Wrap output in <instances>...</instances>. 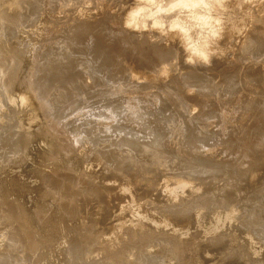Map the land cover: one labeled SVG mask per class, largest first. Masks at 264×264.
I'll list each match as a JSON object with an SVG mask.
<instances>
[{
	"label": "rangeland",
	"instance_id": "374dc122",
	"mask_svg": "<svg viewBox=\"0 0 264 264\" xmlns=\"http://www.w3.org/2000/svg\"><path fill=\"white\" fill-rule=\"evenodd\" d=\"M7 1L10 2L0 3V28L3 25L8 28L5 35V39H9L8 49L20 47L23 53L16 61L10 53L0 55L3 64L0 66H7L5 70L0 67L7 73L0 72V97L3 98H0V125L4 124L0 126V136L6 135L9 142L4 139L6 148L14 141V146L20 145L19 140L23 139H18L19 135L25 136L24 143L28 140L23 144L24 150L13 146L11 152L7 151L13 155L6 157L4 152L8 148L0 137L6 149L0 148V185L11 186L9 201L20 207L16 210L14 204L11 209L12 205H7L9 201L0 195V264H264V143L260 140V133L264 135V0H86V14L80 19L73 18V9L83 6L85 0H69V3L68 0H13L16 6ZM135 10L139 12L136 18L140 23L131 30L124 27L123 19L127 12ZM82 22L83 26H79ZM173 24L177 28H173ZM12 25L13 28L8 27ZM11 28L16 29V34ZM68 37L85 47L86 58H100L99 61L104 62L97 63L95 70L99 69V74L106 77V71H111L114 75H125L115 80L117 83L127 81L128 85L119 91L117 98L100 102L91 93V81L84 77L76 85L90 91L85 95V106L77 108L72 103L44 115L36 101L47 92L42 85L52 77L48 72L49 64H61L62 70L68 67L71 75L81 77L83 74L81 56L64 58L60 54ZM4 43L0 41V53ZM91 43H94V54ZM197 44L205 47L202 48L205 57L193 52ZM131 67L140 72L137 79L129 76ZM35 74L38 75L35 77ZM106 83L103 80L101 90L114 86ZM37 91L43 94L39 92V97ZM187 92L191 93V99L184 102L185 109L192 110L189 116L194 118V123L184 128L179 120L182 117L187 121L189 117L181 110V99ZM117 100L121 108L111 115V107L116 106ZM163 101L169 108H164L161 121L156 123L152 118L156 108L164 105ZM58 121L60 125L53 127ZM11 125H16V129ZM156 126L164 132L167 150L158 152L159 157L165 158L162 164L149 162L146 157L150 152L130 142L121 144L132 139L136 145L153 146L157 142L153 133ZM16 132H20L19 135ZM186 133L196 136L198 133L199 139L206 137L207 140L206 135L212 133L213 137L193 147L188 145L189 138L183 141V135L189 137ZM126 134L129 137H125ZM256 145L261 146L257 155ZM117 156L123 162L120 163ZM198 156L202 161H196L201 166L194 167L200 170L197 174L191 171L189 159H199ZM4 209L12 210L10 219L2 216ZM17 219L22 222L19 229ZM22 226L25 232L29 230L28 235L25 233L28 237L23 235L27 239L24 241L15 237ZM42 229L53 238V241L50 238V247H46L50 245L49 237L46 238ZM52 230H56L57 241ZM50 231L54 236H50ZM172 247L173 250L168 251ZM76 248L83 253L77 254Z\"/></svg>",
	"mask_w": 264,
	"mask_h": 264
},
{
	"label": "bare ground",
	"instance_id": "6f19581e",
	"mask_svg": "<svg viewBox=\"0 0 264 264\" xmlns=\"http://www.w3.org/2000/svg\"><path fill=\"white\" fill-rule=\"evenodd\" d=\"M4 1H6V0H4ZM3 0H0V3L2 4V2L3 3H5ZM12 1V4H13V0H10V2ZM26 1V0H25ZM67 1V0H66ZM82 1V0H81ZM185 2H186V0H184ZM188 1V0H187ZM194 1H197V0H194ZM246 1V0H245ZM8 2V1H7ZM10 2H8L9 4H10ZM17 2V1H16ZM78 2H79V0H78ZM188 2H190V1H188ZM32 3V2H31ZM62 3V2H61ZM68 3H69V0H68ZM182 3V2H181ZM194 3V2H193ZM197 3V2H196ZM88 3H87V1L85 0L84 2H83V6L82 5H78V6H76V7H74V17L73 18H76V19H80V18H82V17H84V15L86 14V5H87ZM98 4V3H97ZM99 4H100V2H99ZM13 5H15V3L13 4ZM18 5V4H17ZM19 5H20V3H19ZM32 5V4H31ZM72 5V4H71ZM101 5V4H100ZM181 5V4H180ZM16 6V5H15ZM38 6V5H37ZM61 6V5H60ZM189 6H191V5H189ZM21 7V6H20ZM19 7V8H20ZM33 7V6H32ZM66 7V6H65ZM7 8V7H6ZM61 8V7H60ZM68 8V7H67ZM142 8V7H141ZM10 9H11V7H10ZM30 9H31V7H30ZM63 9H61V11H62ZM138 10H139V8H138ZM138 10H135V11H131V12H127L126 13V17L123 19V24H124V27H126V28H128V29H133V27H134V29H136L135 27H137V25L140 23L139 21H137L138 19L136 18V15H137V12H138ZM72 11V10H71ZM148 11V10H147ZM146 11V12H147ZM139 13V12H138ZM17 14V13H16ZM60 14V13H59ZM125 15V14H124ZM147 15V14H146ZM149 15V14H148ZM15 16H17V15H15ZM64 16V15H63ZM68 16V15H67ZM73 16V15H72ZM143 16H144V14H143ZM24 17V16H23ZM147 17V16H146ZM19 18V17H18ZM145 18V17H144ZM225 18V17H224ZM228 18V17H227ZM59 19H61V18H59ZM71 19H72V17H71ZM5 21V20H4ZM20 21V20H19ZM64 21V20H63ZM74 21V20H73ZM76 21V20H75ZM80 21V20H79ZM144 21V20H143ZM217 22V21H216ZM158 23V22H157ZM71 24V23H70ZM153 24V23H152ZM217 24V23H216ZM83 26V22L82 23H79V26ZM158 25V24H157ZM19 26H20V24H19ZM8 27H12L13 28V25L12 26H8ZM62 27V26H61ZM91 27V26H90ZM138 27H139V25H138ZM137 27V28H138ZM174 27H176L177 28V26H176V24H173V28ZM11 28V29H12ZM16 28V27H15ZM78 28V27H77ZM164 28V27H163ZM66 29V28H65ZM13 30V33H15L16 31H14V30H16V29H12ZM8 31V28L7 27H4V25H3V27L2 28H0V41L1 40H4V45H3V48H1V53H0V55H5V54H7V53H10L11 54V56H12V58H13V60L14 61H16V60H18L20 57H21V55L20 54H22L23 52H20L21 50H19L18 48H20V47H18L17 49H14V50H12V49H8L9 48V44H8V42H9V39L7 38V39H5L6 37H5V35H6V32ZM10 33H11V31H9ZM66 32V31H65ZM10 33H9V35H10ZM67 33H68V31H67ZM84 33V32H83ZM120 33V32H119ZM12 34V33H11ZM16 34V33H15ZM8 35V36H9ZM14 35V34H13ZM13 35H11V37L13 36ZM120 35V34H119ZM264 35V34H263ZM262 35V36H263ZM76 36V35H75ZM81 36H82V34H81ZM84 36V35H83ZM4 37V38H3ZM264 37V36H263ZM75 38V37H74ZM77 39V38H76ZM129 41V40H128ZM55 42V41H54ZM89 43H90V41H89ZM97 43V42H96ZM128 43V42H127ZM199 43V42H198ZM256 43V42H255ZM259 43V42H258ZM247 44V43H246ZM254 44V43H253ZM81 45V44H80ZM79 44H77V43H75V41L71 38V37H68L66 40H65V42L62 44V48H61V56H63L64 58H67V57H69V58H73V56H78V58L81 56L82 58V63H81V69H82V72H83V74H82V76L80 77V75H78V74H76V75H71V74H69V73H71V71H69V69H68V67H66V68H64L63 70H62V68L61 67H64V66H62L61 64H56V65H53V66H51L49 63V67H48V72L50 73V75L52 76L49 80H46L47 82L45 83V84H43L42 86V89H44V87L47 89V92H46V94L44 95V96H42V98H39L37 101H36V103H37V105H38V108H40V110L42 111V113L45 115V114H47V113H49L51 110H53V109H55L56 107H60V106H68V105H71L72 103H75L76 105H77V108L79 107V108H81V107H83V106H85V103H86V98H85V95H87L88 94V92H90V91H88V90H86V88H78L77 87V85H76V82H78L79 80H80V82H81V80L85 77L86 79L88 78L91 82L89 83V85H90V89L92 90L91 91V93H94L95 94V97L100 101V102H108V101H110L111 100V98H113V97H116L117 98V96H119V91H121V90H123L128 84L126 83L127 81H123V82H119V83H117L118 81H116V80H119L118 78H119V76H120V74H118V75H116V73H115V75L114 74H112L113 72H111V71H106V73H108V76H106L105 77V75H102V74H99V69L97 70H95V68H97L96 66H97V63L98 62H102V64L104 63L103 61H99V59H91V58H86V56H85V47H83V46H80ZM201 45H203V44H197V45H195L193 48L195 49V51L193 50V52H195L196 54L198 53V54H200V55H202V56H204L205 57V50L203 51V49H205V47L203 48ZM22 46V45H21ZM24 46V45H23ZM84 46H86V45H84ZM87 46H89V45H87ZM93 47V54L95 53V47H94V43H91V45H90V47ZM50 47V46H49ZM159 47V46H158ZM251 47V46H250ZM14 48V47H13ZM48 48V47H47ZM55 48V47H54ZM203 48V49H202ZM87 50H88V48H86ZM24 50V49H23ZM54 50V49H53ZM52 50V51H53ZM247 50H249V49H247ZM91 51V50H90ZM57 52V51H56ZM262 52V51H261ZM263 53V52H262ZM59 54V55H60ZM87 55V54H86ZM103 55H104V53H103ZM111 55V54H110ZM192 55V54H191ZM6 56V55H5ZM65 56H67V57H65ZM91 56V55H90ZM116 56V55H115ZM199 56V55H198ZM244 56V55H243ZM263 56V59H264V55H262ZM0 57H2V56H0ZM76 57H74V59L76 58ZM119 57V56H118ZM258 57V56H257ZM259 57H260V55H259ZM10 58V56L8 57V59ZM252 58V57H251ZM7 58H5V60H6ZM62 59V58H61ZM255 59V58H254ZM2 60V59H1ZM10 60V59H9ZM73 60V59H72ZM76 60V59H75ZM80 60V59H79ZM248 60V59H247ZM258 60V59H257ZM262 60V59H261ZM7 61V63H8V60H6ZM52 61V60H51ZM80 61V62H81ZM109 61H111V60H109ZM250 61V60H249ZM262 61H264V60H262ZM1 62V61H0ZM3 62V61H2ZM11 62H13L12 60H11ZM10 62V63H11ZM78 62V61H77ZM112 62V61H111ZM116 62V61H115ZM121 62V61H120ZM129 62V61H128ZM6 63V62H5ZM174 63V62H173ZM253 63V62H252ZM259 63V62H258ZM21 64V63H20ZM53 64V63H52ZM64 64V63H63ZM100 64V63H99ZM101 64V65H102ZM109 64V63H108ZM118 64V63H117ZM209 64V63H208ZM256 64V63H255ZM0 65H3V64H1L0 63ZM5 65V64H4ZM8 66H10L9 64H7ZM16 65V64H15ZM43 65V64H42ZM74 65V64H73ZM76 65V64H75ZM46 66V65H45ZM153 66H154V64H153ZM164 66V65H163ZM246 66V65H245ZM0 67H3L4 68V66H0ZM13 67V66H12ZM99 67V66H98ZM105 67V66H104ZM166 66H164V68H165ZM212 67V66H211ZM257 67V66H256ZM3 68H1V69H3ZM5 68H7V66L5 67ZM5 68L3 69V70H5ZM15 68H17V67H15ZM40 68V67H39ZM75 68V67H74ZM107 68V67H106ZM108 68H109V66H108ZM21 69V68H20ZM44 69V68H43ZM103 69V67L101 66V68H100V70H102ZM167 69V68H166ZM12 70V69H11ZM73 70V69H72ZM110 70V69H109ZM126 70H127V68H126ZM2 70H0V72H1ZM41 71H42V69L40 70V72H38V73H40L41 74ZM254 71V70H253ZM3 72V71H2ZM8 72H10V71H8ZM103 72V71H102ZM166 72V71H165ZM6 72L4 71L3 72V75L5 74ZM44 73V72H43ZM104 73H105V70H104ZM140 73V72H139ZM138 73V70L135 68V67H131L130 69H128V74H129V76L132 78V79H137L136 77H137V74H139ZM250 73V72H249ZM7 74V73H6ZM39 74V75H40ZM73 74H74V72H73ZM147 74V73H146ZM157 74V73H156ZM164 74V73H163ZM36 75H38V74H35V77H36ZM140 75V74H139ZM20 76V75H19ZM44 76V75H43ZM122 76H125V75H122ZM122 76H120V77H122ZM147 76H149V75H147ZM255 76V75H254ZM254 76H253V80H255L256 79V77L254 78ZM1 77V76H0ZM4 77H6V76H4ZM39 77V76H38ZM116 77H118V78H116ZM127 77V76H126ZM141 77H142V75H141ZM235 77V76H234ZM249 77V76H248ZM260 78H261V75L259 76ZM8 78V77H7ZM6 78V79H7ZM9 78H10V76H9ZM8 78V79H9ZM13 78V77H12ZM11 78V81H10V83H12V80H14V79H12ZM31 78H33V77H31ZM115 78H116V80H115ZM258 78V77H257ZM6 79H5V82H6ZM122 79V78H121ZM120 79V80H121ZM124 79V78H123ZM129 79V78H128ZM143 79V78H142ZM233 79V78H232ZM232 79H230L229 78V80H232ZM248 79V78H247ZM4 80V79H3ZM19 80H20V78H18V80H17V82H19ZM103 80L105 81V82H107V83H110L111 85L113 84L114 86H110V88H108V89H104V90H101L100 89V87H102L103 86ZM235 81H236V79H234ZM252 80V81H253ZM1 81V80H0ZM9 80H7V82H8ZM33 81V80H32ZM84 81V80H83ZM113 81H116V83L115 82H113ZM133 80H131V82H132ZM238 81V80H237ZM5 82L3 83L2 82V84L4 85L5 84ZM41 82V81H40ZM222 82V81H221ZM229 82V81H228ZM227 82V83H228ZM231 83L230 84H232V81H230ZM88 83V82H87ZM106 83V84H107ZM115 83V84H114ZM238 83H240L239 81H238ZM242 83V82H241ZM245 83V82H244ZM253 83V82H252ZM7 84V83H6ZM19 84H20V82H19ZM32 84V83H31ZM126 84V85H125ZM233 84H234V82H233ZM232 84V85H233ZM237 84V83H236ZM258 84V83H257ZM260 84V83H259ZM258 84V85H259ZM34 85V84H33ZM41 85V84H40ZM101 85V86H100ZM11 86V85H10ZM35 86V85H34ZM37 86H39V85H37ZM74 86V87H73ZM106 86V85H105ZM108 86V85H107ZM239 86V85H238ZM0 87H1V85H0ZM41 86H39L38 88H40ZM228 87V86H227ZM230 87H232L231 85H230ZM229 87V88H230ZM237 87V86H236ZM236 87H234V89L236 88ZM2 88V87H1ZM33 88V87H32ZM32 88H31V90H32ZM218 88V87H217ZM221 88V87H220ZM34 89V88H33ZM41 89V88H40ZM39 89V90H40ZM120 89V90H119ZM126 89V88H125ZM127 89H128V87H127ZM2 90V89H1ZM0 90V91H1ZM171 90V89H170ZM4 91V90H3ZM44 91V93H45V90H43ZM42 91V92H43ZM235 91V90H234ZM38 92V93H37ZM36 93H37V95H39L40 93V95H42L43 93L42 92H40V91H37ZM40 92V93H39ZM83 92V93H82ZM125 92V91H124ZM123 92V93H124ZM231 92V91H230ZM251 92V91H250ZM7 93H9V92H7ZM253 93V92H252ZM3 93H1V95H2ZM40 95H39V97H40ZM123 95V94H122ZM185 97H183L182 99H181V110L185 113L186 112V115L188 114V116H189V114H191L190 113V111H192L191 109H190V111H187V109L188 108H186L185 109V103L184 102H188L190 99H191V93H185ZM4 96V95H3ZM7 96V95H6ZM36 96V95H35ZM247 96V95H246ZM29 97V96H28ZM37 97V96H36ZM68 97H70V99H68ZM163 97V96H162ZM252 97V96H251ZM1 99H3L2 98V96L0 97ZM5 98V97H4ZM11 98V97H10ZM93 99V98H92ZM118 99H119V97H118ZM244 99V98H243ZM255 99V98H254ZM262 99V98H261ZM3 101H5V100H3ZM2 101V102H3ZM127 101V100H126ZM251 101H252V99H251ZM260 101H262V100H260ZM114 102H116V101H114ZM119 102H120V100H117V104H116V106L115 107H111V110H110V114L111 115H114L115 113H117V110L119 109V108H121L120 107V105H119ZM165 101H163V103H164ZM232 102V101H231ZM249 102H250V100H249ZM5 103V102H4ZM124 103V102H123ZM128 103V102H127ZM166 103V102H165ZM164 103V105H162V107H161V109L160 108H156V109H158V110H155V113H154V117L152 118V119H154L155 121L154 122H156V123H159L160 121H161V116H162V114L164 113V108L167 106L168 108H169V105L168 104H165ZM178 103V102H177ZM1 104V103H0ZM172 104H174V103H172ZM246 104V103H245ZM256 104V103H255ZM7 105V104H6ZM125 104H123V106H124ZM250 105H251V103H250ZM139 106V105H138ZM260 106V105H259ZM129 107V106H128ZM137 107V106H136ZM73 108V107H72ZM109 108V107H108ZM138 108V107H137ZM247 108V107H246ZM245 108V109H246ZM255 108V107H254ZM57 109V108H56ZM133 109H135V108H133ZM160 109V110H159ZM256 109V108H255ZM261 109V108H260ZM105 110V109H104ZM126 110V109H125ZM233 110V109H232ZM244 110V109H243ZM247 110V109H246ZM259 110V109H258ZM139 111H140V109H139ZM143 111H145L144 109H143ZM254 111V110H253ZM53 113V112H52ZM114 113V114H113ZM134 113V112H133ZM152 113V112H151ZM12 114V113H11ZM174 114V113H173ZM181 115H184L183 113H180ZM111 115H109L110 117H111ZM51 116V115H50ZM164 116V115H163ZM37 117V116H36ZM7 119V118H6ZM8 119H11V118H8ZM13 119H15V118H13ZM164 119V118H163ZM209 119V118H208ZM179 120V119H178ZM182 120V122H180ZM8 121V120H7ZM10 122H13L12 120H10ZM17 122H18V120H17ZM165 122V121H164ZM178 122V121H177ZM4 123V122H3ZM6 123V122H5ZM9 123V122H8ZM16 123V121L15 122H13L12 124H15ZM56 123V122H55ZM179 123H180V125L181 126H183L184 128H187V127H189V125H192V123H194V118L193 117H188V120L187 121H184V119L182 118V117H180V120H179ZM48 124V123H47ZM66 124V123H65ZM198 124V123H197ZM4 125V124H3ZM3 125H0V126H3ZM8 125V124H7ZM57 125L59 126L60 125V122L58 121L56 124H54V126L53 127H57ZM152 125V124H151ZM154 125V124H153ZM159 125V124H158ZM10 126V125H9ZM13 125H11V127H12ZM64 126V125H63ZM172 126V125H171ZM10 127V128H11ZM14 127V126H13ZM62 127V126H61ZM179 127V126H178ZM197 127V126H196ZM198 127H200L199 125H198ZM4 128V127H3ZM15 129H16V125H15V127H14ZM18 128V127H17ZM49 128V127H48ZM74 128V127H73ZM160 128V127H159ZM159 128L156 126L155 127V129L153 130V129H151V130H153L154 132L153 133H155V136L157 137H155L156 139H157V142L153 145V146H149V147H144V146H141V145H136L137 143H135L132 139H130V140H128V141H126V142H122L121 144H126L127 142H130V144H132V145H135V146H138V147H140V148H142L141 150L143 151H145V152H150V156L149 157H146V159H149V162H151V163H153V164H162L163 162H164V160H165V158H161V157H159L158 155V152L159 151H164V153H165V150H166V146H165V138H163V133L164 132H160V130H159ZM164 128V127H163ZM177 128V127H176ZM6 130H7V128H5ZM4 129V130H5ZM14 129V130H15ZM178 129V128H177ZM180 129V128H179ZM190 129H192V127H190ZM11 130H13V129H11ZM11 130H8V132L7 133H10V131ZM13 130V131H14ZM186 130V129H185ZM201 130H202V128H201ZM195 131V130H194ZM5 132V133H6ZM62 132V131H61ZM191 132V131H190ZM197 132V131H196ZM199 132V131H198ZM201 132V131H200ZM203 132V131H202ZM3 133V132H2ZM12 133V132H11ZM17 133V132H16ZM15 133V134H16ZM20 133V132H19ZM19 133H17V135H19ZM124 133V132H123ZM149 133V132H148ZM204 133V132H203ZM203 133H200V134H202L203 135ZM208 133V132H207ZM211 133V132H210ZM22 134H24L23 132H22ZM61 134V133H60ZM213 134V133H212ZM212 134H208V135H210V137L208 136V135H206L208 138H207V140L208 139H211V135ZM215 134V133H214ZM261 134V136H260V140L264 143V135H262L263 134V132H261L260 133ZM259 134V135H260ZM13 135H14V132H13ZM95 135V134H94ZM133 135V134H132ZM152 135V134H151ZM166 135V134H165ZM169 135V134H168ZM186 135H188L189 137H185V135H183L184 136V140L183 141H185V139L186 138H189L188 139V141H189V143H188V145H196L197 143L199 144L201 141L202 142H204V143H206L207 142V140H206V137L204 138L203 137V139H199L197 136H198V133H197V136H196V134L194 135V134H189V133H186ZM205 135V134H204ZM5 136L6 135H4V133H3V137H1L2 139H3V142H4V144H5V148H6V143L8 144L9 142H8V140H6L5 139ZM7 136H11V134H8ZM89 136V135H88ZM124 136V135H123ZM152 136H154V134L152 135ZM180 136V135H179ZM215 137H216V134L214 135ZM16 137V139H17V136H15ZM14 137V138H15ZM21 136L19 135V138L18 139H23V140H19V141H21V143H20V145H17V144H19V143H16V145L18 146V150H19V147H22V149H23V147L25 148V146L23 145V144H26L27 142V140H25V143L23 142L24 141V139H26V138H20ZM125 137H129V134H126L125 135ZM138 137V136H137ZM147 137V136H146ZM199 137H201V136H199ZM212 137H213V135H212ZM219 137V136H218ZM0 138V139H1ZM8 138V137H7ZM29 138V137H28ZM88 138V137H87ZM202 138V137H201ZM217 138V137H216ZM215 138V139H216ZM220 138V137H219ZM224 138V137H223ZM1 139V140H2ZM4 139H5V141H7L6 143H5V141H4ZM10 139V138H9ZM12 140H13V136H12V138H11ZM91 139V138H90ZM152 139H153V137H152ZM164 139V140H163ZM15 140V139H14ZM187 140V139H186ZM214 140V139H213ZM220 140H222L221 138H220ZM259 140V141H260ZM10 141V140H9ZM18 141V140H17ZM114 141V140H113ZM123 141V140H122ZM125 141V140H124ZM3 142H1L0 144H1V147L0 148H3V150L5 151L7 148V150L4 152V154L5 153H7V151L9 150L10 152H11V147H13L14 146V143L16 142V141H14V143H13V141H11L12 143H13V145H11L10 147H7L6 149L4 148V144H3ZM151 142V141H150ZM178 142V141H177ZM176 142V143H177ZM210 142H212V141H210ZM113 143V142H112ZM141 143V142H140ZM148 143V142H147ZM152 143H153V141H152ZM168 143V142H167ZM180 143V142H179ZM261 143V142H260ZM263 143H261V144H263ZM3 144V145H2ZM11 144V143H10ZM93 144V143H92ZM116 144V143H115ZM127 144H129V143H127ZM126 144V145H127ZM145 144V143H144ZM150 144V143H149ZM148 144V145H149ZM171 144V143H170ZM175 144V143H174ZM201 144V143H200ZM257 144V143H256ZM15 145V146H16ZM22 145V146H21ZM72 145V144H71ZM118 145V144H117ZM120 145V144H119ZM143 145V144H142ZM180 145H182V144H180ZM187 145V146H188ZM257 145H259V142H258V144ZM256 145V146H257ZM3 146V147H2ZM15 146H14V148H15ZM17 146H16V148H17ZM110 146H111V144H110ZM122 146V145H121ZM129 146L130 145H128V148L127 149H130L129 148ZM187 146H186V148H187ZM204 146V145H203ZM205 146H207V145H205ZM204 146V147H205ZM209 146H210V144H209ZM249 146V145H248ZM263 146V145H262ZM118 147V146H117ZM131 147V146H130ZM169 147V146H168ZM181 147V146H180ZM194 147V146H193ZM198 147V146H197ZM202 147V146H201ZM208 147V146H207ZM253 147V146H252ZM251 147V148H252ZM258 147H261V146H257V148L255 147V149H256V151H255V149H254V151L256 152V155H257V149H258ZM105 148V147H104ZM119 148V147H118ZM184 148H185V145H184ZM250 148V147H249ZM254 148V147H253ZM253 148H252V150H253ZM13 149V148H12ZM22 149L20 150V151H22ZM61 149V148H60ZM106 149V148H105ZM109 149V148H108ZM165 149V150H164ZM189 149V148H188ZM192 150H194L193 148H191ZM199 149V148H198ZM260 149V148H259ZM259 149H258V151H259ZM16 150V149H15ZM24 150V149H23ZM110 150V149H109ZM120 150V149H119ZM133 150V149H132ZM185 150V149H184ZM197 150V149H196ZM204 150V149H203ZM14 151V150H13ZM12 151V152H13ZM107 151V150H106ZM115 151V150H114ZM120 151H122V150H120ZM135 151V150H134ZM137 151V150H136ZM163 151H162V153H163ZM167 151V150H166ZM175 151V150H174ZM180 151V150H179ZM183 151V150H182ZM182 151H181V153H182ZM191 151V150H190ZM198 151V150H197ZM253 151V152H254ZM1 152V151H0ZM16 152H17V150H16ZM19 152V151H18ZM70 152V151H69ZM109 152H111V151H109ZM127 152V151H126ZM129 152V151H128ZM139 152V151H138ZM178 152V151H177ZM250 152H251V150H250ZM253 152H251V153H253ZM254 152V153H255ZM131 153H133L132 151H131ZM173 153H175V152H173ZM185 153V152H184ZM196 153H198V152H196ZM201 153V152H200ZM249 153V152H248ZM250 153V154H251ZM1 154H3V153H1ZM3 154V155H4ZM14 154H16V153H14ZM20 154H22L21 152H20ZM65 154V153H64ZM68 154V153H67ZM104 154V153H103ZM116 154V153H115ZM188 154H191L190 152L188 153ZM187 154V155H188ZM11 155H13V153H11ZM10 154H8L7 153V155H6V157H8V156H11ZM19 154L17 153V156H18ZM118 155V154H117ZM135 155V154H134ZM169 155V154H168ZM200 155V154H199ZM20 156V155H19ZM122 156V154H120V157ZM141 156H142V154H141ZM146 156V155H145ZM162 156H167V154L166 155H162ZM174 156H175V154H173V158H174ZM183 156V155H182ZM192 156V155H191ZM190 156V157H191ZM195 156V157H194ZM194 158H196V155H195V152H194ZM6 157H4V158H6ZM15 157H16V155H15ZM118 158H119V156H117ZM116 157V158H117ZM127 157V156H126ZM125 157V158H126ZM135 157H137V156H135ZM159 157V158H158ZM179 157H180V155H179ZM199 157V159L197 158V159H195V160H193L192 158L191 159H189V161H190V165H191V167H196V168H198V166H200V165H197V164H200V163H197V162H199V161H202V158L200 157V156H198ZM1 158V157H0ZM110 158H112V157H110ZM140 159L141 157H137V159ZM144 158V156H142V158L141 159H143ZM186 158V157H185ZM184 158V159H185ZM3 159V158H2ZM107 159V158H106ZM113 159H114V157H113ZM131 159V158H130ZM140 159V160H141ZM180 159H181V157H180ZM201 159V160H200ZM206 159V158H205ZM7 160V159H6ZM111 160V159H110ZM116 160V159H115ZM119 160H120V163L121 162H123L122 160L123 159H121V158H119ZM136 160V159H135ZM171 160H173L172 158H171ZM170 160V161H171ZM178 160V159H177ZM176 160V161H177ZM183 160V159H182ZM209 160V159H208ZM11 161H13V160H11ZM10 161V162H11ZM126 161H128V160H125L124 162H126ZM141 161H143V160H141ZM197 161V162H196ZM263 161V160H262ZM129 163H131V161H128ZM138 162V161H137ZM140 162V161H139ZM144 162H146V161H144ZM148 162V163H149ZM178 162V161H177ZM249 162V161H248ZM166 163V162H165ZM175 164H176V162H174ZM197 163V164H196ZM204 163V162H203ZM12 164V163H11ZM178 164V163H177ZM206 164V163H205ZM263 164H264V162H263ZM117 165V164H116ZM127 165V164H126ZM164 165V164H163ZM171 165V164H170ZM181 165V164H180ZM183 165V164H182ZM112 166V165H111ZM121 166V165H120ZM172 166V165H171ZM179 166V165H178ZM177 166V167H178ZM207 166V165H206ZM262 166V165H261ZM131 167V166H130ZM145 167V166H144ZM169 168H170V166H168ZM177 167H175L176 169H177ZM190 167V168H191ZM201 167V166H200ZM117 168H119V166L117 167ZM124 168V167H123ZM126 168V167H125ZM128 168H129V166H128ZM186 168V167H185ZM192 168V169H193ZM182 169V168H181ZM184 169V168H183ZM182 169V170H183ZM188 169V168H187ZM191 169V171H195V173H197V171H199V173H200V170H197L196 171V169L195 170H192ZM199 169H201V168H199ZM256 169V168H255ZM174 170V169H173ZM204 170V171H203ZM118 171H119V169H118ZM180 171V170H179ZM202 171L203 172H205L206 170L205 169H203V167H202ZM201 171V172H202ZM218 171V170H217ZM253 171V170H252ZM177 172H178V170H177ZM214 172V171H213ZM212 172V173H213ZM256 172V171H255ZM147 173V172H146ZM183 173H185V172H183ZM211 173V172H210ZM248 173V172H247ZM181 174V173H180ZM198 174V173H197ZM218 174V173H217ZM253 174V173H252ZM181 175H183V174H181ZM191 175V174H190ZM251 175V174H250ZM50 176V175H49ZM179 176V175H178ZM184 177H185V175H184ZM72 178V177H71ZM127 178V177H126ZM176 178V177H175ZM175 178H174V180H175ZM230 178V177H229ZM228 178V179H229ZM134 179V178H133ZM177 179V178H176ZM180 179V178H179ZM185 179V178H184ZM184 179H183V181H184ZM232 179V178H231ZM58 180V179H57ZM68 180V179H67ZM130 180H132V179H130ZM152 180V179H151ZM178 180V179H177ZM1 181V180H0ZM65 182H66V179L64 180ZM63 181V182H64ZM70 181V180H69ZM140 181V180H139ZM180 181V180H179ZM191 180H189V182H190ZM64 182V183H65ZM129 182V181H128ZM151 182V181H150ZM186 182H187V180H186ZM1 183V182H0ZM68 183V182H67ZM76 184V183H75ZM180 184V183H179ZM183 184H185V183H183ZM188 184V183H187ZM125 185H126V183H125ZM127 185H128V183H127ZM130 185H133V183H131ZM129 185V186H130ZM134 185H135V182H134ZM133 185V186H134ZM157 185V184H156ZM174 185V184H173ZM189 185V184H188ZM136 186V185H135ZM152 186H153V183H152ZM180 186V185H179ZM185 185H183V187H184ZM127 187V186H126ZM151 187V186H150ZM157 187V186H156ZM169 187V186H168ZM175 187V186H174ZM187 187V186H186ZM190 187V186H189ZM188 187V188H189ZM88 188H90V187H88ZM124 188V187H123ZM133 188V187H132ZM148 188V187H147ZM151 188H149V190H150ZM154 189V188H153ZM12 189H11V186H8V187H6L3 183L0 185V195H1V197H2V199L3 200H10V197H11V193H10V191H11ZM152 190V189H151ZM155 190V189H154ZM173 190V189H172ZM176 190V189H175ZM190 190V189H189ZM64 191H65V189H64ZM181 191V190H180ZM149 192V191H148ZM93 194H97V193H93ZM69 196V195H68ZM98 196V195H97ZM105 196V195H104ZM96 197V196H95ZM105 198V197H104ZM105 200V199H104ZM211 201V200H210ZM217 201V200H216ZM12 202V201H11ZM11 202L9 201V203L7 204V205H9V204H11ZM15 202V201H14ZM190 203V202H189ZM201 203V202H200ZM216 203V202H215ZM14 204L15 203H12L11 205V209H12V207L14 206ZM206 205H207V202L205 203ZM228 204V203H227ZM6 205V206H7ZM46 205V204H45ZM10 206V205H9ZM196 206H197V204H196ZM202 206V205H201ZM200 205H199V207H201ZM222 207H223V205H221ZM221 206H219V207H221ZM16 207H18V205L17 204H15V206L13 207V208H16ZM68 207H69V205H68ZM180 207V206H179ZM186 209H187V207H186V205L184 206ZM199 207H198V209H199ZM225 207V206H224ZM8 208V207H7ZM10 208V207H9ZM8 208V209H9ZM20 207H18V209H19ZM192 208V207H191ZM8 209H4L5 211H3L4 213H3V217H5L4 219H7V218H9L10 219V216H11V212H12V210L10 209V210H8ZM38 209V208H37ZM39 209H41V207L39 208ZM72 209V208H71ZM177 209V208H176ZM189 209V208H188ZM197 209V210H198ZM16 210H17V208H16ZM15 210V211H16ZM47 210V209H46ZM70 210V209H69ZM179 210V209H178ZM181 210H182V208H181ZM185 210V209H184ZM194 210H195V208H194ZM19 211L20 210H18V214H19ZM60 211H61V209H60ZM186 211V210H185ZM14 212V211H13ZM43 212V211H42ZM62 212V211H61ZM66 212V211H65ZM70 212H71V210H70ZM183 212V211H182ZM188 212V211H187ZM142 213V212H141ZM17 214V215H18ZM21 214V213H20ZM5 215V216H4ZM60 215V214H59ZM137 215V214H136ZM139 215V214H138ZM226 215H228V214H226ZM20 216V215H19ZM26 216H27V214H26ZM35 216V215H34ZM56 216H58V215H56ZM55 216V217H56ZM32 217V216H31ZM30 217V218H31ZM61 217V216H60ZM140 217V216H139ZM218 217H220V216H218ZM20 218H23V217H21L20 216ZM34 218V217H33ZM32 218V219H33ZM58 218V217H57ZM127 218V217H126ZM222 218V217H221ZM223 218H225V217H223ZM15 219V218H14ZM50 219V221H52L51 220V218H49ZM48 219V220H49ZM54 219H56V218H54ZM60 219V218H59ZM58 219V220H59ZM212 219H214V218H212ZM21 220V219H20ZM28 220V219H27ZM38 220V219H37ZM224 220V219H223ZM16 221H18V219L16 220ZM30 221H31V219H30ZM53 221H55V220H53ZM136 221V220H135ZM143 221H145V220H143ZM162 221V220H161ZM213 221V220H212ZM217 221V220H216ZM222 221V220H221ZM14 222V221H13ZM19 222V224L18 223H16L17 224V229H19L20 228V225H21V223L22 222H20V221H18ZM24 222H25V220H24ZM56 222V221H55ZM140 222V221H139ZM224 222V221H223ZM26 223V222H25ZM33 223V222H32ZM214 223V222H213ZM222 223V222H221ZM11 224V223H10ZM14 224V223H13ZM44 224H45V222H44ZM47 224V223H46ZM56 224H58L57 222H56ZM56 224L54 225V226H56ZM131 224H133V223H131ZM140 224V223H139ZM138 224V225H139ZM157 224V223H156ZM160 225H161V223H159ZM209 224V223H208ZM216 224V223H215ZM214 224V225H215ZM220 224V223H219ZM18 225H19V228H18ZM24 225V224H23ZM28 225H29V223H28ZM59 225V224H58ZM217 225V224H216ZM47 226V225H46ZM118 226V225H117ZM116 226V227H117ZM122 226H124V225H122ZM121 226V227H122ZM136 226H137V224H136ZM218 227H219V225H217ZM257 226V225H256ZM24 227H25V225H24ZM60 227V226H59ZM115 227V228H116ZM125 227V226H124ZM162 226H160V228H161ZM207 227V226H206ZM217 227V228H218ZM221 227V226H220ZM15 228H16V226H15ZM38 228V227H37ZM50 228V227H49ZM48 228V229H49ZM57 228V227H56ZM118 228V227H117ZM116 228V229H117ZM128 228H131V227H128ZM143 228V227H142ZM163 228V227H162ZM183 228V227H182ZM209 228V227H208ZM208 228H206V229H208ZM211 228L213 229V227L211 226ZM22 229H24L23 228V226L21 227V229H20V231H17V234L15 235V237L18 239V240H21V241H24L26 238H24V236L25 237H28V236H26V234L25 233H27V231H29V230H27L26 229V232L24 231V230H22ZM52 228H50V230H51ZM53 229H55V228H53ZM58 229H60V228H58ZM133 229V228H132ZM132 229H131V231H132ZM144 229V228H143ZM142 229V230H143ZM43 230V229H42ZM47 230V229H46ZM57 230V229H56ZM56 230H52L53 232H55V237H54V239L56 240L57 239V237H56ZM254 230H256V229H254ZM258 230V229H257ZM260 230V229H259ZM21 231H24V233L22 234V232ZM41 231V230H40ZM45 230H43L42 232L46 235V238L48 239V235L46 234V233H48L47 231H46V233L44 232ZM114 231H116V230H114ZM117 231H118V229H117ZM124 231H125V229H124ZM129 231V230H128ZM130 231V232H131ZM133 231L135 232V230L133 229ZM145 231V230H144ZM214 231V230H213ZM32 232V231H31ZM30 232V233H31ZM37 232H39V231H37ZM110 232V231H109ZM133 232V233H134ZM143 232V231H142ZM146 232V231H145ZM155 232V231H154ZM160 232V231H159ZM256 232H258V231H256ZM263 233V235H264V227H263V231H262ZM49 233H51V231L49 232ZM127 233V232H126ZM132 233V232H131ZM136 233V232H135ZM156 233V232H155ZM210 233V232H209ZM250 233H251V231H250ZM25 234V235H24ZM29 233H27V235H28ZM37 234V233H36ZM53 234V236H54V233H51L50 234V236ZM130 234V233H129ZM154 234V233H153ZM157 234V233H156ZM174 234V233H173ZM260 234V233H259ZM24 235V236H23ZM110 235V234H109ZM252 235V234H251ZM256 236L258 235V234H255ZM48 236V237H47ZM174 236V235H173ZM261 236V235H260ZM35 237H37V236H35ZM10 238H11V236H10ZM45 238V237H44ZM50 238L52 239L51 241H53V238L52 237H49V239H48V242H50ZM61 238V237H60ZM125 238V237H124ZM127 238V237H126ZM250 238V237H249ZM249 238H248V240H249ZM253 238V237H252ZM258 238V237H257ZM262 238V237H261ZM13 239H15V238H13ZM41 239H43V238H41ZM65 239V238H64ZM99 239V238H98ZM115 239V238H114ZM130 239V237L128 238V239H126V240H129ZM255 239V238H254ZM259 239V238H258ZM257 239V240H258ZM264 239V238H263ZM27 240V239H26ZM39 240H40V238H39ZM117 240H118V238H117ZM117 240H115L117 243H118V241ZM152 240V239H151ZM173 240V239H172ZM216 240V239H215ZM10 241V240H9ZM29 241V240H28ZM32 241V240H31ZM34 241H37V239L36 240H34ZM57 241V240H56ZM122 241V240H121ZM124 241V240H123ZM143 241V240H142ZM213 241V240H212ZM250 241V240H249ZM251 241H252V239H251ZM19 242V241H18ZM43 242V241H42ZM47 242V241H46ZM55 242V241H54ZM126 242V241H125ZM168 242V241H167ZM170 242V241H169ZM32 243V242H31ZM58 243V242H57ZM112 243H114V241L112 242ZM116 243V244H117ZM142 243V242H141ZM166 243V242H165ZM252 243V242H251ZM45 245L47 244V243H44ZM81 244H83V242L81 243ZM128 244V243H127ZM147 244V243H146ZM152 244V243H151ZM255 244V243H254ZM264 244V243H263ZM37 245H39V244H37ZM44 245V246H45ZM49 245V244H48ZM52 245V243L50 242V245L49 246H46V247H50ZM85 245V244H84ZM86 245H88V244H86ZM90 245V244H89ZM109 245V244H108ZM126 245V244H125ZM129 245V244H128ZM156 245L158 246V244L156 243ZM156 245H155V247H156ZM160 245V244H159ZM165 245V244H164ZM167 246H168V244H166ZM173 245V243L171 244V246ZM41 246V245H40ZM39 246V248L40 249H42L41 247ZM55 246V245H54ZM124 246V245H123ZM131 246V245H130ZM152 246V245H151ZM154 246V245H153ZM161 246V245H160ZM170 246V245H169ZM169 246L167 247V248H169ZM38 247V246H37ZM45 247V248H46ZM78 247V246H77ZM89 247V246H88ZM126 247V246H125ZM109 248V247H108ZM112 248V247H111ZM110 248V249H111ZM116 248V247H115ZM133 248V247H132ZM137 248V247H136ZM158 248V247H157ZM173 248L174 247H172V249H168V251H171V250H173ZM180 248V247H179ZM178 248V249H179ZM31 249V248H30ZM48 249V248H47ZM51 249H53V248H51ZM77 249V251H78V249L79 248H76ZM119 249H121V248H119ZM123 249V248H122ZM127 249V248H126ZM125 249V250H126ZM131 249V248H130ZM139 249V248H138ZM154 248H152V250H153ZM42 250H45L44 249V247H43V249ZM117 250H118V248H117ZM142 250V249H141ZM32 251V250H31ZM37 251V250H36ZM36 251L34 252V253H36ZM53 251V250H52ZM52 251H49L50 253L52 252ZM175 251V250H174ZM178 251H180V250H178ZM48 252V251H47ZM48 252V253H49ZM74 252H76L75 250H74ZM81 252V251H80ZM136 252V251H135ZM152 252V251H151ZM158 252V251H157ZM177 252V251H176ZM181 252V251H180ZM41 252H39V254H40ZM47 253V254H48ZM49 253V254H50ZM83 253V252H82ZM82 253H79V251H78V253L77 254H82ZM112 253V252H111ZM122 253H124V252H122ZM141 253V252H140ZM179 253V252H178ZM37 254V253H36ZM35 254V255H36ZM46 254V255H47ZM76 254V255H77ZM138 254V253H137ZM31 255H32V253H31ZM45 255V254H44ZM52 255V254H51ZM68 255H70V254H68ZM84 255V254H83ZM104 255H105V253H104ZM111 255V254H110ZM141 255V254H140ZM147 255H149V254H147ZM174 255V254H173ZM41 256V255H40ZM71 256V255H70ZM74 256V255H73ZM103 256V255H102ZM120 256V255H119ZM127 256V255H126ZM157 256V255H156ZM42 257V256H41ZM51 257V256H50ZM77 257V256H76ZM81 257H82V255H81ZM110 257V256H109ZM143 258H144V256H142ZM147 257V256H146ZM154 257V256H153ZM177 257V256H176ZM37 258V257H36ZM39 258V257H38ZM37 258V259H38ZM66 258V257H65ZM64 258V259H65ZM71 258H72V256H71ZM99 258H101V257H99ZM107 258V257H106ZM134 258V257H133ZM1 259V258H0ZM78 259H80V258H78ZM90 259V258H89ZM97 259V258H96ZM151 259H154V258H151ZM161 259V258H160ZM177 259V258H176ZM113 260V259H112ZM143 260V259H142ZM146 260V259H145ZM155 260V259H154ZM144 261V260H143ZM198 261V260H197ZM32 262H33V260H32ZM37 262V261H36ZM69 262V261H68ZM109 262V261H108ZM112 262V261H111ZM156 262V261H155ZM166 262V261H165ZM164 262V263H165ZM168 262V261H167ZM183 262V261H182ZM198 262H200V261H198ZM93 263V262H92ZM137 263V262H136ZM142 263V262H141ZM162 263H163V260H162ZM33 264H35V263H33ZM78 264V263H77ZM89 264V263H88Z\"/></svg>",
	"mask_w": 264,
	"mask_h": 264
}]
</instances>
